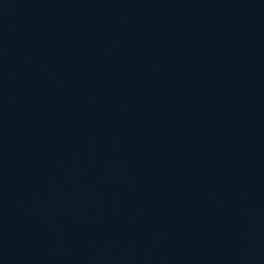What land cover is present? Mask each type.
I'll use <instances>...</instances> for the list:
<instances>
[{
	"label": "water",
	"instance_id": "95a60500",
	"mask_svg": "<svg viewBox=\"0 0 264 264\" xmlns=\"http://www.w3.org/2000/svg\"><path fill=\"white\" fill-rule=\"evenodd\" d=\"M0 264H264V0H0Z\"/></svg>",
	"mask_w": 264,
	"mask_h": 264
}]
</instances>
